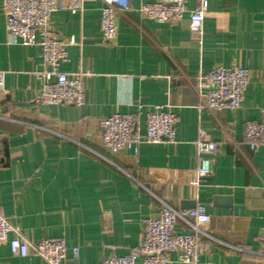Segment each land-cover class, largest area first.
<instances>
[{"label": "crops", "instance_id": "crops-1", "mask_svg": "<svg viewBox=\"0 0 264 264\" xmlns=\"http://www.w3.org/2000/svg\"><path fill=\"white\" fill-rule=\"evenodd\" d=\"M153 1L129 0L113 43L102 37V0H84L77 12L62 1L52 14L58 38L76 41L61 69L90 71L84 104L75 106L36 101L42 82L34 73L48 66L39 46L10 43L0 0V212L31 241L64 238V264H102L141 242L143 219L163 202L202 203L217 241L197 264H264V145L252 150L245 139L246 123L260 121L264 107V0H209L202 35L189 11L174 24L138 11ZM196 6L188 0L189 10ZM219 64L249 69L245 99L235 110L200 109L197 76ZM155 105L176 114V142L142 143L137 152L103 147L100 119L142 112L143 133ZM200 128L218 149L207 155L211 175L198 182ZM178 229L189 227L179 221ZM178 256L171 264H186ZM0 264L50 263L14 255L5 242Z\"/></svg>", "mask_w": 264, "mask_h": 264}, {"label": "built area", "instance_id": "built-area-1", "mask_svg": "<svg viewBox=\"0 0 264 264\" xmlns=\"http://www.w3.org/2000/svg\"><path fill=\"white\" fill-rule=\"evenodd\" d=\"M65 1L73 12L82 11L84 0H3L6 14V31L10 43L39 46L47 69L36 71L34 76L42 82L36 101L42 104H69L81 106L85 101L84 79L90 71L66 72L62 64L69 60L68 46L75 44L58 38L52 27V14ZM100 28L103 39L113 43L118 34V17L129 8V0H102ZM209 0H197V6L189 10L188 0H155L142 3L138 11L145 17L160 23H177L189 11L190 28L204 33L205 15ZM250 71L243 66L216 65L198 76V107L209 111L239 108L249 83ZM0 89H3V74L0 73ZM260 121L246 123L245 139L252 150L264 145V107ZM139 113H113L99 120L102 145L112 153L124 149L136 152L142 143L176 142L177 116L168 105H155L145 113V131L140 132ZM199 160L197 181L212 173V160L218 143L208 137L204 128L199 129L195 141ZM1 163V157H0ZM212 215L206 205L199 203L193 208L176 209L163 202L156 215L143 219L141 242L126 255L112 254L102 264H171V253H179V261L197 264L201 256L217 241L209 232ZM179 221L189 230H179ZM14 233V236H10ZM259 240L264 247V229ZM8 242L17 256L38 255L50 264H64L68 245L64 238H43L31 241L23 236L11 221L0 212V245ZM73 254L79 255V247Z\"/></svg>", "mask_w": 264, "mask_h": 264}]
</instances>
